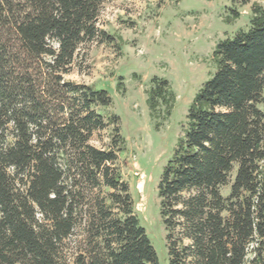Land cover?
Segmentation results:
<instances>
[{
  "label": "trees",
  "instance_id": "obj_1",
  "mask_svg": "<svg viewBox=\"0 0 264 264\" xmlns=\"http://www.w3.org/2000/svg\"><path fill=\"white\" fill-rule=\"evenodd\" d=\"M105 1L0 0V264H70L67 241L84 220L95 246L74 264H160L118 152L91 144L110 93L67 79L82 45L110 38ZM213 61L159 182L169 263L264 264V5ZM176 100L167 79L151 80L154 120Z\"/></svg>",
  "mask_w": 264,
  "mask_h": 264
},
{
  "label": "rangeland",
  "instance_id": "obj_2",
  "mask_svg": "<svg viewBox=\"0 0 264 264\" xmlns=\"http://www.w3.org/2000/svg\"><path fill=\"white\" fill-rule=\"evenodd\" d=\"M254 4L264 5V0H248L246 5L230 0H106L99 27L110 38L82 45L67 76L107 90L112 97L109 107L97 109L107 128L96 131L91 144L118 152L117 165L160 264H170L159 211L162 171L185 134L186 116L196 93L216 71L213 52L217 44L249 28ZM232 9L240 13L237 20ZM155 76L167 79L177 97L172 115L159 121L150 116L147 104V90ZM117 133L121 139L115 143ZM236 170L237 166L231 183ZM230 187H223L225 197ZM88 231L84 220L67 241L70 264L80 247L95 246Z\"/></svg>",
  "mask_w": 264,
  "mask_h": 264
}]
</instances>
